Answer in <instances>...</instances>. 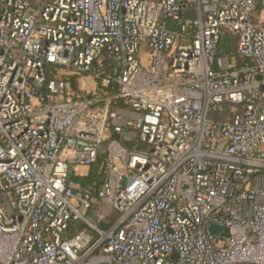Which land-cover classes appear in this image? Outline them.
Wrapping results in <instances>:
<instances>
[{
  "label": "built area",
  "instance_id": "1",
  "mask_svg": "<svg viewBox=\"0 0 264 264\" xmlns=\"http://www.w3.org/2000/svg\"><path fill=\"white\" fill-rule=\"evenodd\" d=\"M261 4L0 0V264H264Z\"/></svg>",
  "mask_w": 264,
  "mask_h": 264
},
{
  "label": "trees",
  "instance_id": "2",
  "mask_svg": "<svg viewBox=\"0 0 264 264\" xmlns=\"http://www.w3.org/2000/svg\"><path fill=\"white\" fill-rule=\"evenodd\" d=\"M261 9V6H258L257 11ZM236 36L232 33H225L222 40L219 42V51L222 53H228L230 51H233L236 47ZM52 77L53 75H49ZM69 80L72 87L74 89H77L79 86V79L78 76H69L65 77ZM104 152L100 153V157L96 164H94L90 170L87 176L80 178L82 181V185L85 188L89 184H92L96 178H98L104 171Z\"/></svg>",
  "mask_w": 264,
  "mask_h": 264
},
{
  "label": "water",
  "instance_id": "3",
  "mask_svg": "<svg viewBox=\"0 0 264 264\" xmlns=\"http://www.w3.org/2000/svg\"><path fill=\"white\" fill-rule=\"evenodd\" d=\"M207 231L221 237H227L230 234V229L228 227L216 224L208 225Z\"/></svg>",
  "mask_w": 264,
  "mask_h": 264
},
{
  "label": "crops",
  "instance_id": "4",
  "mask_svg": "<svg viewBox=\"0 0 264 264\" xmlns=\"http://www.w3.org/2000/svg\"><path fill=\"white\" fill-rule=\"evenodd\" d=\"M261 9L254 14L255 22L264 23V4H261Z\"/></svg>",
  "mask_w": 264,
  "mask_h": 264
},
{
  "label": "rangeland",
  "instance_id": "5",
  "mask_svg": "<svg viewBox=\"0 0 264 264\" xmlns=\"http://www.w3.org/2000/svg\"><path fill=\"white\" fill-rule=\"evenodd\" d=\"M82 172H84V169H82Z\"/></svg>",
  "mask_w": 264,
  "mask_h": 264
}]
</instances>
